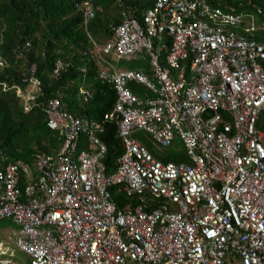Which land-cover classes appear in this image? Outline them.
<instances>
[{"label": "built area", "instance_id": "built-area-1", "mask_svg": "<svg viewBox=\"0 0 264 264\" xmlns=\"http://www.w3.org/2000/svg\"><path fill=\"white\" fill-rule=\"evenodd\" d=\"M215 1L155 0L140 21L123 12L94 45L96 54L144 55L157 83L107 62L99 68L114 90L103 120H114L122 148L108 174L99 123L43 97L30 65L14 93L23 111L42 112L59 146L32 165L0 152V218L18 227L11 238L20 254L0 249V264H264V132L255 126L264 113V43L226 30L242 15ZM78 6L86 23L90 4ZM62 71L56 60L52 76ZM132 81L151 96L134 95ZM77 93L89 96L83 86ZM136 130L161 149L179 139L186 160L156 159L131 137Z\"/></svg>", "mask_w": 264, "mask_h": 264}, {"label": "trees", "instance_id": "trees-1", "mask_svg": "<svg viewBox=\"0 0 264 264\" xmlns=\"http://www.w3.org/2000/svg\"><path fill=\"white\" fill-rule=\"evenodd\" d=\"M81 1L0 0V152L6 161L32 165L38 156L59 146L55 132L46 127L42 112L34 107L23 111L13 90L23 87L33 65L43 97H56L62 109L74 110L77 116L99 123L101 130L97 129L96 135L106 149L105 173L114 169V159L122 148L114 120H103V114L113 106L114 90L111 82L98 77V56L93 53L92 40L101 43L109 38L108 25L119 23L121 12L140 21L155 0H88L92 15L86 23L78 6ZM56 60L63 63L64 71L52 76ZM78 86L88 90L86 99L77 93ZM129 87L135 95L141 93L137 86ZM255 126L264 132L263 112ZM78 142L77 150L82 146L81 139ZM176 144L181 146L177 138L170 146L177 147ZM159 157L161 161L186 160L184 154L173 157L165 153ZM109 190L113 200L122 204L124 196L115 187Z\"/></svg>", "mask_w": 264, "mask_h": 264}, {"label": "crops", "instance_id": "crops-1", "mask_svg": "<svg viewBox=\"0 0 264 264\" xmlns=\"http://www.w3.org/2000/svg\"><path fill=\"white\" fill-rule=\"evenodd\" d=\"M215 2L218 3L215 6L218 7L223 13L232 14V15L235 14L242 15L243 19L239 24L235 26H224L226 30L230 31L236 36H240L245 39H252L255 40L257 43H264V0H245V2H240V1L237 2V0H231L229 3L225 2L224 0H216ZM122 13L123 12H121V14ZM121 19H122V15L120 20ZM248 25L253 26L252 31L246 30ZM107 39L109 38L103 39L101 43H96L94 40L92 41L94 42V45L101 46L107 41ZM93 53H95L94 48H93ZM114 55L115 54L112 51H109L107 53L100 52L96 54V57L98 56V64H97L98 68L104 69L106 67V62H107L110 63L111 67L114 68L115 70H137L142 72L155 86H157L155 79L152 77L149 71L147 61L144 60L146 59L144 55L137 54V55H132L130 57H119V58H116ZM133 56L140 57V60L143 61V63L140 62V60L131 62ZM99 57L101 58L103 63L100 62ZM110 57L114 58L115 63H119L120 61H127L128 63L133 64V66L125 69L119 68L118 66H116V64H113L114 62L113 63L110 62L111 60ZM182 66H183L184 76L186 78L191 77V73L187 67V61H184L182 63ZM170 74L173 79H177L175 71L170 70ZM132 84L135 86V88L137 86V88L141 90L140 94H136V96H138L139 98L144 99L145 97L151 96V93L145 88L144 85L133 81L127 83L129 89H130L129 86H132ZM133 94L135 95V93Z\"/></svg>", "mask_w": 264, "mask_h": 264}, {"label": "rangeland", "instance_id": "rangeland-1", "mask_svg": "<svg viewBox=\"0 0 264 264\" xmlns=\"http://www.w3.org/2000/svg\"><path fill=\"white\" fill-rule=\"evenodd\" d=\"M110 62H114V58L110 57ZM139 61L140 57L133 56L131 62ZM140 62L143 63V61L140 60ZM116 64L119 68H129L133 66V64L128 63L127 61H120L119 63H113ZM71 112H74V110H70ZM75 113V112H74ZM131 137L137 141L142 142L147 148L148 151L153 154L156 159L160 160L159 156H162L163 154L167 153L169 156H181L184 154V151L182 150L181 146L179 144H176L177 147L174 145L169 146L165 149H161L154 144H152L151 139L148 134H146L142 130H136L131 134ZM161 161V160H160ZM17 226L9 219V218H0V249L3 250L5 247L8 248L10 251L13 250L12 247V238L11 233L16 231ZM15 254L20 255L16 250L14 251Z\"/></svg>", "mask_w": 264, "mask_h": 264}, {"label": "clouds", "instance_id": "clouds-1", "mask_svg": "<svg viewBox=\"0 0 264 264\" xmlns=\"http://www.w3.org/2000/svg\"><path fill=\"white\" fill-rule=\"evenodd\" d=\"M88 1V0H87ZM89 2V1H88ZM90 4V3H89ZM95 51V50H94ZM83 87H85V86H83ZM86 88V87H85ZM87 118V117H86ZM146 133V132H145ZM147 134V133H146ZM150 136V135H149ZM80 139H81V142H84V140H85V137H84V133L82 132V131H80V133L78 134V136H77V141H80ZM150 139H151V142H152V138L150 137ZM59 142V141H58ZM153 144V143H152ZM18 228V227H17ZM16 228V229H17ZM0 245H1V243H0ZM12 247H13V245H12ZM3 250H5V251H7V252H9L10 250L8 249V248H4ZM15 250H14V247H13V250H12V252H13V254L15 255V252H14ZM16 255H18V254H16Z\"/></svg>", "mask_w": 264, "mask_h": 264}]
</instances>
